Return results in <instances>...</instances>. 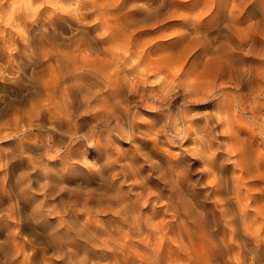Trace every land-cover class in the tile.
Masks as SVG:
<instances>
[{"label": "clouds", "instance_id": "9594fccd", "mask_svg": "<svg viewBox=\"0 0 264 264\" xmlns=\"http://www.w3.org/2000/svg\"><path fill=\"white\" fill-rule=\"evenodd\" d=\"M0 264H264V0H0Z\"/></svg>", "mask_w": 264, "mask_h": 264}]
</instances>
